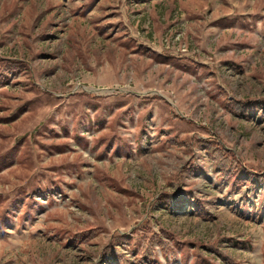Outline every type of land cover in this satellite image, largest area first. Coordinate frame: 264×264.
<instances>
[{
  "label": "rangeland",
  "instance_id": "374dc122",
  "mask_svg": "<svg viewBox=\"0 0 264 264\" xmlns=\"http://www.w3.org/2000/svg\"><path fill=\"white\" fill-rule=\"evenodd\" d=\"M0 264H264V0H0Z\"/></svg>",
  "mask_w": 264,
  "mask_h": 264
}]
</instances>
